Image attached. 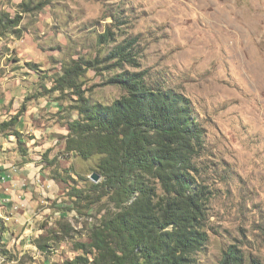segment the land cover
I'll use <instances>...</instances> for the list:
<instances>
[{
  "label": "rangeland",
  "instance_id": "rangeland-1",
  "mask_svg": "<svg viewBox=\"0 0 264 264\" xmlns=\"http://www.w3.org/2000/svg\"><path fill=\"white\" fill-rule=\"evenodd\" d=\"M0 11L21 17L13 33L0 36V122L26 104L37 114L33 125L45 133L30 146L33 136L23 131L27 155L39 157L42 168L45 152L50 160L58 157L54 166L40 167L36 181L40 218L29 233L33 248L22 256L15 248L2 264H66L101 217L117 211L108 198L66 211L75 206L70 188L94 182V174L103 180L95 170L98 157L83 160L65 149L79 97L55 90L54 80L78 60L96 62L79 79L93 103L112 104L126 94L108 83L124 70L144 72L148 82L194 102L205 131L196 163L209 192L202 224L208 240L194 264H222L231 251L242 264H264V0H0ZM108 31L110 41L100 44ZM125 42L137 66L119 68L111 59ZM149 182L162 193L159 183ZM60 222L71 231L63 233ZM42 226L57 236L46 253L37 246Z\"/></svg>",
  "mask_w": 264,
  "mask_h": 264
},
{
  "label": "trees",
  "instance_id": "trees-1",
  "mask_svg": "<svg viewBox=\"0 0 264 264\" xmlns=\"http://www.w3.org/2000/svg\"><path fill=\"white\" fill-rule=\"evenodd\" d=\"M20 20L19 15L0 11V36L13 33ZM109 38V31L100 35V44ZM132 51V44L125 42L111 52V59L119 68L124 62L137 66ZM95 63L73 62L54 80L55 90H70L79 97L74 108L78 116L68 121L66 151L83 160L98 157L95 170L103 177L101 182L87 179L84 187L70 188L68 196L75 206L66 211L83 202L91 209L104 198L117 211L101 217L89 241L77 244L80 254L66 264H194V255L208 240L202 224L209 193L196 163L205 148V131L194 102L175 89L148 82L144 72L121 70L108 83L126 94L112 104L93 103L82 92L79 79ZM26 109L21 105L17 114L0 124V135L17 138L21 155H27V149L16 127ZM42 159L43 168L58 161L49 159V151ZM151 179L160 184L161 194ZM59 226L63 233L71 231L67 224ZM44 230L42 226L37 246L46 253L49 241L57 236ZM6 232L0 220V238ZM2 252L12 253L3 248ZM222 264H242V257L231 251Z\"/></svg>",
  "mask_w": 264,
  "mask_h": 264
},
{
  "label": "crops",
  "instance_id": "crops-1",
  "mask_svg": "<svg viewBox=\"0 0 264 264\" xmlns=\"http://www.w3.org/2000/svg\"><path fill=\"white\" fill-rule=\"evenodd\" d=\"M32 111L34 110L24 113L30 120L23 115L21 123L16 127V130L20 133H23L24 130L30 131V135L34 137L29 143H26L30 146L35 142L37 143V139L45 134L44 129L42 131L40 127L33 125L37 114L33 116ZM18 112L19 110L6 112L1 119L7 121ZM0 115H2L1 111ZM2 122L4 121L1 120L0 123ZM0 136V205L2 206L0 208V220L7 227V232L3 235V238H0V260H3L2 263H4L6 255L1 254V246H5L3 248L11 252L16 248L20 251V256L26 253L25 249H28L27 247L33 248V236L29 233L35 230L33 224L36 219L40 218L37 211L39 205L37 191L40 187L37 186L36 181L40 177L42 166H39L37 160L39 157L34 156V154L21 155L18 152V141L15 136ZM39 148L38 145L34 147L35 150ZM41 190L44 191V189ZM37 236L38 232H36ZM23 244L25 247L21 246Z\"/></svg>",
  "mask_w": 264,
  "mask_h": 264
},
{
  "label": "water",
  "instance_id": "water-1",
  "mask_svg": "<svg viewBox=\"0 0 264 264\" xmlns=\"http://www.w3.org/2000/svg\"><path fill=\"white\" fill-rule=\"evenodd\" d=\"M99 179H100V176L97 175V174H94V175L92 176V180H93L94 182H96V183L99 181Z\"/></svg>",
  "mask_w": 264,
  "mask_h": 264
},
{
  "label": "bare ground",
  "instance_id": "bare-ground-1",
  "mask_svg": "<svg viewBox=\"0 0 264 264\" xmlns=\"http://www.w3.org/2000/svg\"><path fill=\"white\" fill-rule=\"evenodd\" d=\"M3 259V258H2ZM5 261V260H4ZM3 262V260H0V263Z\"/></svg>",
  "mask_w": 264,
  "mask_h": 264
},
{
  "label": "built area",
  "instance_id": "built-area-1",
  "mask_svg": "<svg viewBox=\"0 0 264 264\" xmlns=\"http://www.w3.org/2000/svg\"><path fill=\"white\" fill-rule=\"evenodd\" d=\"M39 179V178H38ZM39 181V180H38Z\"/></svg>",
  "mask_w": 264,
  "mask_h": 264
}]
</instances>
